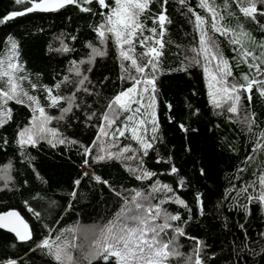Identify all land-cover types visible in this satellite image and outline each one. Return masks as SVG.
Returning a JSON list of instances; mask_svg holds the SVG:
<instances>
[{
  "label": "trees",
  "instance_id": "trees-1",
  "mask_svg": "<svg viewBox=\"0 0 264 264\" xmlns=\"http://www.w3.org/2000/svg\"><path fill=\"white\" fill-rule=\"evenodd\" d=\"M39 1L0 0V168L11 178L0 212L17 209L32 229L29 241L0 229V264H124L111 243L134 219L148 232L142 264H264L263 1L143 0L134 39L121 44L110 29L117 0L28 11ZM206 43L227 65L221 79L203 67ZM145 74L158 130L141 151L143 180L104 159L99 134L110 120L120 132L115 99ZM121 138L118 148L140 149ZM155 182L185 203L164 205L178 231L148 211ZM87 250L99 256L84 259Z\"/></svg>",
  "mask_w": 264,
  "mask_h": 264
},
{
  "label": "rangeland",
  "instance_id": "rangeland-1",
  "mask_svg": "<svg viewBox=\"0 0 264 264\" xmlns=\"http://www.w3.org/2000/svg\"><path fill=\"white\" fill-rule=\"evenodd\" d=\"M262 1L264 4V0ZM143 7V0H117V7L112 16L110 29H114L115 32H113V35L120 44L133 41L135 33L138 30V14ZM205 45L207 51H202L204 60H201V62H205V64L203 63V67L205 68L207 75L211 71L216 76H219V79H221V77L225 75L227 65L216 46H213L211 43H206ZM150 52L154 55L156 49L151 48ZM197 62H200V59H197ZM1 68L2 67H0V71ZM231 96L233 97L231 102L232 108L239 106L241 94H231ZM115 101L120 109L126 112V116L123 127L120 128V132H117V130L113 128L114 120H110L102 127L99 134V142L103 148L104 159L119 160L132 175L139 179H148L151 174L146 170L143 164L141 151L147 152L149 150L151 143L156 138L158 130L155 80L152 76L145 74L141 81L136 83L131 89L120 94ZM237 109L240 111V108ZM125 131H127L129 135L137 141L140 149L135 146L118 148L122 141L121 136L125 133ZM43 134L44 135L41 137H48L46 132ZM30 136H32V132L27 134L23 133L21 142H31L30 140L32 138H29ZM10 179L9 168H0V183L7 185ZM149 189L153 193L152 195L160 194V197L157 198V202L148 208L150 214H155L153 216L155 224L158 225L159 228L166 226L171 231H178L177 229L179 227H176V225L173 224L171 215L164 210V205L168 202H175L177 204L184 205V201L179 196L172 194L171 188L167 184L155 182ZM140 194L141 191H135L134 197H129L127 199L135 201V198ZM92 233L93 231L91 229H82V236L79 234L81 239L80 243L82 245H86L88 241L87 236H90ZM147 233L148 232L143 233V231L136 229L134 219L130 225L129 223L127 224L125 231L116 232V244L111 243V246H114V249L112 248V253H114L118 260L124 264L144 263L140 262V257L136 254V251L142 248L140 243L141 240L144 241L147 239ZM159 235V241H163L161 233H159ZM169 246L170 249H175V247H177V242L172 240L171 243H169ZM86 252L87 253L82 255L84 259H95L99 256L93 251L90 252L87 250ZM55 254L60 258L64 257V252L61 248L58 249Z\"/></svg>",
  "mask_w": 264,
  "mask_h": 264
},
{
  "label": "water",
  "instance_id": "water-1",
  "mask_svg": "<svg viewBox=\"0 0 264 264\" xmlns=\"http://www.w3.org/2000/svg\"><path fill=\"white\" fill-rule=\"evenodd\" d=\"M72 2L73 0H41L28 11L52 12ZM0 229L13 233L21 241L32 239L31 226L17 209L0 212Z\"/></svg>",
  "mask_w": 264,
  "mask_h": 264
}]
</instances>
